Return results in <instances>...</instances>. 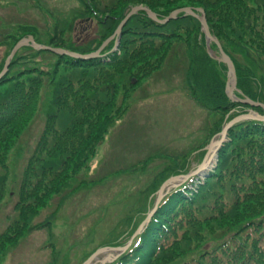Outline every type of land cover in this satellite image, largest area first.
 I'll return each instance as SVG.
<instances>
[{
    "label": "trees",
    "instance_id": "1",
    "mask_svg": "<svg viewBox=\"0 0 264 264\" xmlns=\"http://www.w3.org/2000/svg\"><path fill=\"white\" fill-rule=\"evenodd\" d=\"M79 1L88 15L99 19L103 30L110 23L105 31L102 30L104 33H101L95 47L82 49L68 41L64 46L52 41L44 43L30 24L20 26L19 33L3 34L0 46L9 42L12 48L20 38L32 35L37 42L88 54L101 45L102 38L114 32L132 6L148 7L160 18L184 6L202 8L211 35L218 39L234 65L237 88L245 97L264 104V0ZM101 14L111 16H105L107 18L103 21L104 18H99ZM121 36L124 40L120 39L117 49L112 50V41L101 56L89 60L38 51L56 58L45 67L47 70L34 63L17 67L14 71L15 54L6 75L0 78V202L6 194L9 174L5 162L8 148L33 121L38 110L46 109L40 112L44 114V125L18 179L14 204L16 217L0 233V254L16 246L35 227L47 226L51 230V222L34 226L33 219L39 216L53 196L66 192L75 194L82 185L89 183L79 182L78 174L82 169H88L87 162L121 113L122 99L139 79L156 82L159 78L167 80L171 76H180L179 73L184 71L190 96L201 107L209 111H227L239 105L227 98L226 67L208 55L200 23L193 16L179 14L175 19L160 24L139 11L126 22ZM210 47L217 53L214 44ZM3 62L0 63V71ZM213 65L216 70L212 69ZM132 79H135L134 84ZM40 99L43 102L39 109ZM126 109L127 104L123 111ZM255 109L263 113L262 108ZM223 121L215 127L216 132L221 129ZM228 135L230 141L224 146L226 150L220 152L218 157L221 161L208 181L199 184L195 194L184 193L183 189L168 194L148 226L132 243L130 253L118 258L114 264H165L167 258L159 257L161 253L167 252L166 256L172 257L171 260L184 252L179 253L177 244L188 250L191 235L185 236L186 232L174 243L163 238L157 245L156 237L161 230L171 235V227L178 222L177 216L182 212H179L181 204L191 205L196 197H201L199 201L207 204L198 209L206 216L203 215L201 222L189 220L187 227L209 221L217 204L221 208L219 213L213 212L216 215L214 219L218 217L225 221V214L237 211L239 207L243 209L244 221L250 219L231 233L227 245L206 249L197 264H264V124L253 121L237 123L228 130ZM229 147L230 153L227 154ZM176 171L172 169L169 174L179 173ZM162 179V176H157L149 185L145 199L159 187ZM223 199H226L225 203ZM153 200V197L151 201L148 198L149 204L143 205V209L152 206ZM52 214L56 211H52L50 217ZM185 216L188 217L187 213ZM144 217L143 213L141 221ZM120 227H123L120 221L115 223L113 234H125ZM247 228L253 233L245 232ZM116 239L101 241L99 247L114 244ZM62 260L53 256L51 263L67 264Z\"/></svg>",
    "mask_w": 264,
    "mask_h": 264
},
{
    "label": "rangeland",
    "instance_id": "2",
    "mask_svg": "<svg viewBox=\"0 0 264 264\" xmlns=\"http://www.w3.org/2000/svg\"><path fill=\"white\" fill-rule=\"evenodd\" d=\"M107 15L111 16V14H101L99 18H104L105 21ZM23 24L33 25L37 37L44 43L52 41L64 46L68 41L86 49L95 47L101 33H104L110 23L103 30L99 19L88 15L85 6L79 0H0V40L5 33L15 31L19 33L18 29ZM129 26L131 24H128ZM108 37L102 38V42ZM120 37L123 41L124 36ZM207 44L213 46L212 43L206 42L205 49ZM10 45L11 43L8 42L0 46V63L8 56ZM32 50L26 46L16 53L14 71L17 67L23 68L26 64L29 66L34 63L41 65L43 69L56 59L49 53ZM212 53L215 54L213 49ZM216 66L213 65L212 69L216 70ZM179 75L171 76L167 80L159 78L160 80L156 82L151 79H139L130 91H126L127 96L122 99L121 113L87 162L88 169H82L78 174L79 182L89 183L82 185L80 190L76 191L77 194L75 192L69 195L66 192L53 196L48 205L40 211L39 216L32 221L34 226L49 221L52 223L51 230H48L47 226L33 228L16 246L7 248L3 254H0V264H55L51 263L53 256H59V260L66 256L62 261L67 264H81L89 252L99 247L101 241L117 237L114 244L107 245L113 250L104 251L90 263L114 264L118 258L130 253L131 250L128 248L136 237L142 234V230L137 232V228L143 221H141L143 213L146 216L151 208L149 205V208L143 209V205L147 206L152 197L155 201L158 188L167 178L196 169L203 160L207 146L215 139H219L218 134L222 127L217 132L215 130L219 122L224 119L221 125L224 126L232 118L249 111L263 114L255 108L242 104L227 111H209L191 98L185 83L184 71ZM40 100L39 109L43 102L42 99ZM126 104L127 109L123 111ZM42 110L46 109L38 110L33 121L31 120L32 122L8 148L5 162L9 174L6 194L0 202V233L16 217L14 204L17 201L18 179L42 131L44 125V114H40ZM229 141V135L226 133L222 147L216 156L214 155L215 161L194 179L197 187L198 182L203 184L208 181L210 174L216 170L218 162L221 161L217 155L222 150H226L224 148ZM172 169H176L179 173L169 174ZM157 176H162L163 179L159 187L148 196V201L145 196L149 192V185ZM15 179L16 181L13 182ZM183 183L184 181L177 183L176 190H179ZM173 187L164 190L165 196L170 194ZM193 190H195L194 185ZM200 198H194L195 201L191 205L181 204L179 212H182L177 216L178 222L171 227V235L168 236L161 230L156 237L158 245L163 238L174 243L185 232V236L191 235L188 250L177 244L176 249L179 253L184 252L176 258L169 260L172 257L166 256L167 252L159 255L161 258H167V260L163 259L164 262L166 261L165 264L178 262L197 264L198 258L206 249L215 245H227L231 233L250 220L247 218L244 221L245 216L241 207L235 210V213L227 212L223 217L225 221H221L218 217L214 219L213 216L216 215L213 212L219 213L221 208V205L217 204L212 211V217L208 218L209 221L187 227L189 220L201 222L203 215L206 216L198 210L207 205L204 201H199ZM223 201L225 203L226 199ZM52 211H56V214L50 217ZM119 221L123 226L120 230L126 232L123 235L113 234V226ZM219 226L232 227L218 228ZM246 230L245 232H252L248 228ZM101 247L106 246L99 248ZM56 250H59L57 254ZM155 259L156 257L153 260Z\"/></svg>",
    "mask_w": 264,
    "mask_h": 264
},
{
    "label": "water",
    "instance_id": "3",
    "mask_svg": "<svg viewBox=\"0 0 264 264\" xmlns=\"http://www.w3.org/2000/svg\"><path fill=\"white\" fill-rule=\"evenodd\" d=\"M138 11H143L145 12L149 18H151L152 20L158 22V23H166L171 19H174L176 17V15L180 12H183L184 14H190L194 17H196L198 19V21L201 24V28L204 32L205 35V39L206 42H214L218 48V53L219 56H212L215 60H217L218 62H221L223 64L226 65L227 67V81H226V86H225V92L226 95L229 99H231L233 102L236 103H240L243 105H248L250 107H261L264 109V105L259 103V102H255L252 101L246 97H242L241 93L239 92V90L236 88V75H235V69L233 66L232 61L230 60V58L224 53V51L222 50L221 46L219 45L218 41L216 40V38H214L213 36H211L209 29H208V25L205 19V14L204 11L201 8H197V9H192L190 7H184V8H179L174 10L173 12H171L166 18L164 19H159L158 16L152 12L149 8L144 7V6H133L130 8L129 12L125 15V17L121 20V22L119 23V25L117 26L116 30L114 31V33L107 38L102 45L94 52L87 54V55H82V54H78V53H74L68 50H64L61 48H53V47H49V46H45L42 44H38L34 41L32 36H28L26 38H22L20 39L11 49L9 55L7 56V58L5 59L4 62V66L2 71L0 72V78L6 73L9 63L11 61V59L13 58V56L15 55V53L23 46H31L32 48L36 49V50H46V51H50L54 54L57 55H67L69 57L72 58H79V59H91V58H96L98 56H100V52L105 48V46L113 39H116V41L118 40V38L121 36V29L123 28V26L125 25V23L127 22V20L134 14H136ZM195 11L199 12V14H196ZM241 120H254V121H259V122H264V115H259L257 113H254L252 111L247 112L245 114H241L238 115L237 117H235L234 119H232L231 121H229L221 130V132L218 134V136L220 137V139L217 142H212L210 143L207 148H206V152L204 155V158L202 160V162L200 163V165L197 167L196 171L194 173L191 174H187L186 177L191 176L192 174H196L199 173L200 171H202L204 169V166L208 163L209 160V156L210 153L213 152L215 155L217 154L219 148L221 147L222 143L224 142L226 133L228 131V129L234 125L237 121H241ZM179 179V177H172L169 178L168 180H166L159 188L158 192H157V198L155 200V204L153 209L151 210V212L148 213V215L146 216L145 220L140 224L139 228L137 229V232L139 231V229L149 220V218L151 217V215L154 213V211L156 210V207L162 197V191L164 190V188L171 184L173 181ZM119 249V248H116ZM106 250H113V248H100L98 250H96L87 260H85L82 264H90L91 261L95 258V256H97L98 254L106 251Z\"/></svg>",
    "mask_w": 264,
    "mask_h": 264
}]
</instances>
